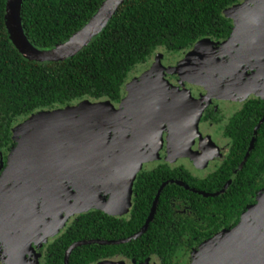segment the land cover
Returning a JSON list of instances; mask_svg holds the SVG:
<instances>
[{
  "label": "water",
  "instance_id": "1",
  "mask_svg": "<svg viewBox=\"0 0 264 264\" xmlns=\"http://www.w3.org/2000/svg\"><path fill=\"white\" fill-rule=\"evenodd\" d=\"M23 1L6 0L5 27L13 46L27 60L59 62L88 46L125 0H103L78 31L48 49L35 47L27 38L21 18ZM224 13L233 26L222 43L202 38L176 66L165 67L163 54L158 52L149 69L156 74L148 70L142 78L126 84L128 95L121 99L120 109L131 94L141 97L129 118L117 116L109 100L91 103L85 99L76 105L33 113L12 129L15 143L0 174V235L8 237L11 259L18 260L16 247L20 239L31 251L34 239L46 241L52 224L63 227L76 214L99 209L112 216L127 215L132 207L135 178L145 163L159 159L164 131L166 161L191 158L186 154L200 134L199 121L215 97L218 83L219 88L224 84L238 91L228 98L246 100L255 96L264 100V0H243ZM184 65L193 80L185 77L181 84L187 80L205 86L206 94L199 100L184 87L171 86L165 78L166 73L180 77V67ZM263 122L264 116L254 127L234 174L248 159ZM23 125L25 131L20 137ZM170 182L214 197L222 194L231 180L214 193L196 190L181 180H167L158 188L150 212L136 233L117 240L75 241L65 250L63 263L68 264L78 246L121 244L141 236L153 219L163 187ZM95 264L128 263L105 259ZM189 264H264V188L257 192L255 202L241 214L237 224L205 241L192 253Z\"/></svg>",
  "mask_w": 264,
  "mask_h": 264
},
{
  "label": "trees",
  "instance_id": "2",
  "mask_svg": "<svg viewBox=\"0 0 264 264\" xmlns=\"http://www.w3.org/2000/svg\"><path fill=\"white\" fill-rule=\"evenodd\" d=\"M102 1L24 0L21 10L24 32L35 47L51 48L78 31ZM242 1L125 0L103 30L76 55L59 62H36L24 58L13 46L5 27L6 0H0V163L6 161L3 168L15 143L12 129L19 122L38 111L74 105L75 100H109L118 104L128 80L140 66H149L158 52L177 56V61L202 38L227 39L233 22L224 10ZM263 116V99L245 100L225 127L224 135L231 140L227 156L207 176H191L183 165L171 168L162 163L154 169L142 168L133 183L132 207L127 216H112L99 209L76 214L65 232L50 245L51 264H64L65 250L75 241L117 240L136 233L164 181L181 180L208 193L221 190L241 162L253 129ZM262 188L264 122L257 130L248 159L222 194L205 197L170 182L163 187L153 219L141 236L121 244L78 246L70 254L68 264H95L122 258L137 264L151 256L162 264H184L187 252L193 253L202 242L218 233V225L226 228L236 220L237 223ZM184 206L190 215L181 214Z\"/></svg>",
  "mask_w": 264,
  "mask_h": 264
},
{
  "label": "flooded vegetation",
  "instance_id": "3",
  "mask_svg": "<svg viewBox=\"0 0 264 264\" xmlns=\"http://www.w3.org/2000/svg\"><path fill=\"white\" fill-rule=\"evenodd\" d=\"M176 63H177V61L174 64H176ZM169 78H170V81H172L175 85H177L178 81L176 79H178V77L169 76ZM187 87H190L191 91L194 94V95L192 94L194 97H201L204 94H206V90L201 86L187 85ZM252 97H255V96H251L249 98H252ZM244 102H245V100H240L239 102H233V104L231 105L229 103L226 104L225 102H223L222 99L216 100V99L212 98L211 102L205 107V109L202 113L201 119L199 121V129L201 127V130H202L201 132L203 133V136H204L203 139H206L207 142L211 141V142L215 143V149H214L213 155L211 157H210V154L207 155L206 166H202V165H200V163H199V165L198 164L196 165L195 161L191 160L189 157H183V159H181V160L178 159L179 160L178 162H172V163L166 162L164 160H159L158 162H156L154 164L146 163L145 165H147L148 168L145 167L143 169H145V170L154 169L157 165H160L163 163L166 166L167 165L170 166L171 168L178 167V166L181 167L183 165V166H185L184 169L187 170L191 176H194L196 178H203V177L207 176L210 172H214L220 166V164L223 162V160L226 158L228 150L230 149V146H231V140L229 139V137L224 135L225 127L228 124L230 117L236 111H239L243 107ZM216 103H219V106ZM213 125H219L220 126V129H219L220 138L218 140H215L216 138H214V140H212V138L214 137L212 134L214 132H210L209 131L210 129H208L209 126H213ZM205 127H207L206 130H204ZM166 137H167V131H164L163 132V139H164L163 145H162V148L160 150V156L163 159L166 157L165 154L167 152V138ZM193 148L196 150H199L198 137H197L195 143L193 144ZM7 154L8 153L6 152V156H7ZM5 164H6V161L4 162V164H2L1 167L3 168ZM184 164H187V165H184ZM149 165H151V166L149 167ZM236 169H237V167L233 170V172H232L231 176L228 178L227 182L229 180L232 181L234 179V177L238 173L237 172L234 174V171ZM186 207L187 206H184L180 212H181V214L190 215L191 213L187 212ZM197 218L200 221V223H204L206 225V223L203 220H201L198 216H197ZM236 221L234 224L228 225L226 228H224L225 225H222V224L218 225V227H219L218 231L220 232L222 230H227V229L234 227L237 224ZM65 228L60 233L55 235L54 238H52V239L48 238L49 240L47 239V241H44V242L42 241V243H41V241H38L39 239L35 240L34 239L35 237L32 238L34 240L31 244V247H32L31 251H29V249H27L26 241L23 239H20L18 241V245L16 247V251L18 252V257H17L18 260L11 259L9 257V252L11 250H9L10 249L8 247L9 240L7 239L8 237L6 236L4 241L0 240V264H12L13 262L15 264H51V261H53L52 260L53 252L50 249V245L52 244L53 240L60 237L65 232V230H66ZM214 235H212L211 237H213ZM16 236H19V235L15 234V237ZM207 240H205V241H207ZM204 242H202V244ZM22 253H23V255H21ZM191 253H192V251H188L186 256H184V259H183L184 264H188L190 262L191 255H192ZM19 256L23 257V258L21 259ZM35 256L38 257V263H35V261H34ZM122 260H125L128 264H135L132 259L126 260V259L122 258ZM137 264H162V262L159 259H157L156 257L151 256V257H148L143 262L142 261L137 262Z\"/></svg>",
  "mask_w": 264,
  "mask_h": 264
},
{
  "label": "rangeland",
  "instance_id": "4",
  "mask_svg": "<svg viewBox=\"0 0 264 264\" xmlns=\"http://www.w3.org/2000/svg\"><path fill=\"white\" fill-rule=\"evenodd\" d=\"M224 41V40H223ZM223 41H220L219 43H222ZM163 54V53H162ZM185 56V55H184ZM176 59H177V56H171V55H165V54H163V58H162V64L165 66V67H168V66H176V64H178L179 63V61H181L182 59H180V60H177V63L176 64H174L175 62H176ZM154 57H152V61H151V63L149 64V66H147V67H143V66H140V68H138L136 71H135V73H134V77H132V79H129L128 80V83H130L134 78H139V77H143L144 76V73H145V71H148L150 68H151V66L153 65V63H154ZM180 69H181V76L179 77L178 75H176V74H174V75H172V74H170V73H166L165 74V78L167 79V81L171 84V86H174V87H180L179 89H182L183 87L185 88V89H187L188 90V93H190L191 95L193 94V92L191 91V89H190V87H187V85H192V86H201V87H203V88H205V86L204 85H202L201 83H199V84H197V83H195V82H190V81H188L187 82V80L186 81H184L183 82V85L181 84V80L182 79H184L185 77L187 78V79H189V80H193L192 79V77L189 75V73L187 72L188 71V69H186L185 68V65H184V67H180ZM148 72H150V73H153V74H156V72H155V70H149ZM169 76H176V77H178V79H176L178 82H177V85H175L172 81H170V78H169ZM196 82H198V81H196ZM200 82H201V80H200ZM127 83V84H128ZM219 86H220V84L218 83L217 84V93H215V97H214V99H216V100H218V99H222L223 100V102H225L226 104L227 103H229V104H233V102H239L240 101V99L238 98V99H235V98H228L229 96H230V93L232 94V92H238V91H232L231 90V88L230 87H224L225 85L223 84V88L221 87V88H219ZM220 89V90H219ZM128 95V92L126 93V94H124V96L122 97V98H124L125 96H127ZM194 95V94H193ZM192 95V96H193ZM194 97V96H193ZM121 98V99H122ZM141 97H140V95L139 94H137V93H133V94H131L129 97H127L126 99H128V102H126V103H124V105L122 106V108L120 109V106H121V104H120V102H121V100L118 102V104H114V106H115V108H114V110L116 111V114H117V116H122L123 118H125V119H127V118H129V116H131L132 115V112H133V107L137 104V102L139 101V99H140ZM194 98H196V99H200L201 97H194ZM83 100H81V101H78V100H75V101H73V104L74 105H76V104H78L79 102H82ZM91 103H97V101H90ZM218 106H219V103H216ZM221 105V104H220ZM24 121H21V122H19L18 124L20 125L21 123H23ZM17 124V125H18ZM16 125V126H17ZM16 126H14V127H16ZM208 127V126H207ZM207 127H205V129L204 130H206V128ZM25 129V127H24V125L23 126H21V128H20V137L23 135V133H24V130ZM208 129H210L209 131L210 132H214L212 135L214 136L213 138H212V140H214V138H216L215 140H218L219 138H220V136H219V133H220V131H219V129H220V126L219 125H213V126H209V128ZM202 130H201V127H200V129H199V136H197L198 137V141H199V150H196V149H194L193 148V144L195 143H193L192 145H191V147H190V152L188 153V154H186V156H190L191 158H195V159H191V160H193V161H195V163H196V165L198 164L199 165V163H200V165H202V166H206V160H207V155H209L210 154V157L213 155V152H214V149H215V143H213V142H207V140L206 139H203V133L201 132ZM167 138V137H166ZM197 139V138H196ZM196 139H195V141H196ZM165 155H167V154H165ZM160 156V155H159ZM179 160H181V159H183V157H180V158H178ZM176 160V161H172V162H178L179 160ZM159 160H164V161H166V158H161V156L159 157V159H157V160H155V161H151V162H149L150 164H154V163H156V162H158ZM167 162V161H166ZM172 162H170V163H172ZM1 164L2 163H0V168H1ZM146 164V163H145ZM143 165V168H148V166L147 165ZM151 165H149V167H150ZM1 171H0V174L2 173V171L4 170V168H1L0 169ZM4 216V215H3ZM74 216H72V217H70L69 219H68V221L66 222V224L63 226V227H56L54 224H52V226H51V229H50V234H49V236H47L46 237V241H47V239L49 238V239H52V238H54L55 237V235H57L58 233H60L67 225H68V223L70 222V220H71V218H73ZM48 239V240H49ZM0 240H3L4 241V235L2 236V235H0ZM119 260H122V259H119ZM34 261H35V263H38V257H35L34 258Z\"/></svg>",
  "mask_w": 264,
  "mask_h": 264
}]
</instances>
